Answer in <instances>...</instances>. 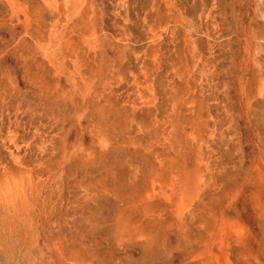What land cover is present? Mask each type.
<instances>
[{
    "label": "rangeland",
    "instance_id": "1",
    "mask_svg": "<svg viewBox=\"0 0 264 264\" xmlns=\"http://www.w3.org/2000/svg\"><path fill=\"white\" fill-rule=\"evenodd\" d=\"M0 264H264V0H0Z\"/></svg>",
    "mask_w": 264,
    "mask_h": 264
},
{
    "label": "crops",
    "instance_id": "2",
    "mask_svg": "<svg viewBox=\"0 0 264 264\" xmlns=\"http://www.w3.org/2000/svg\"><path fill=\"white\" fill-rule=\"evenodd\" d=\"M203 103H204V101L200 98V99L198 100V104H199V105H202V107H204V104H203Z\"/></svg>",
    "mask_w": 264,
    "mask_h": 264
}]
</instances>
